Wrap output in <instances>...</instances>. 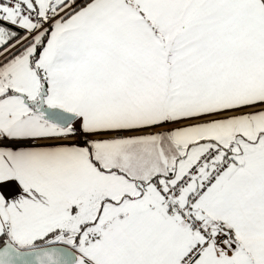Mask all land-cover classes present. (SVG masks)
<instances>
[{"label": "snow or ice", "instance_id": "6c2138e0", "mask_svg": "<svg viewBox=\"0 0 264 264\" xmlns=\"http://www.w3.org/2000/svg\"><path fill=\"white\" fill-rule=\"evenodd\" d=\"M0 264H264V0H0Z\"/></svg>", "mask_w": 264, "mask_h": 264}]
</instances>
